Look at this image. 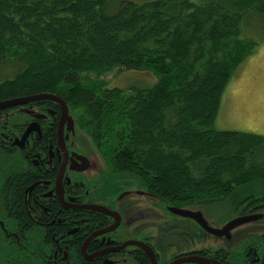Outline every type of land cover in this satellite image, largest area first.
<instances>
[{"label":"trees","instance_id":"1","mask_svg":"<svg viewBox=\"0 0 264 264\" xmlns=\"http://www.w3.org/2000/svg\"><path fill=\"white\" fill-rule=\"evenodd\" d=\"M108 3L0 0V101L59 97L110 170L136 175L170 205L220 204L264 181V134L214 127L234 70L255 49L242 26L258 18L264 29V0H122L114 12ZM115 70L155 81L106 87L100 77Z\"/></svg>","mask_w":264,"mask_h":264},{"label":"flooded vegetation","instance_id":"2","mask_svg":"<svg viewBox=\"0 0 264 264\" xmlns=\"http://www.w3.org/2000/svg\"><path fill=\"white\" fill-rule=\"evenodd\" d=\"M67 112L73 127L81 128L75 111L67 107ZM59 122L60 107L49 101L0 110V151L16 155L23 167L9 174L0 190V244L6 253L2 264H264V233L234 247L195 246L197 234L229 241L231 231L218 237L194 219L170 211L198 212L209 228L220 230L235 218L261 214L264 204L259 201L243 203L229 219L221 210L213 213L211 205L158 202L153 205L169 222L175 221L182 243L164 248L150 239H120L116 233L121 217L111 202L89 197L90 186L97 188L116 172L105 166L106 175L88 178L89 163L67 147L66 124L58 139ZM31 125L34 131L23 138Z\"/></svg>","mask_w":264,"mask_h":264},{"label":"rangeland","instance_id":"3","mask_svg":"<svg viewBox=\"0 0 264 264\" xmlns=\"http://www.w3.org/2000/svg\"><path fill=\"white\" fill-rule=\"evenodd\" d=\"M122 0H109L107 10L114 12L116 5ZM140 3L148 0H127ZM206 0H194L203 3ZM251 20L253 16L250 17ZM251 27L242 26V37L250 38L255 42V49L234 70L225 90L223 91L219 111L214 123L217 130H237L253 134H264V29L261 20L254 19ZM4 69V68H3ZM8 72L14 68H7ZM92 77V76H91ZM106 87L126 89L131 85L147 87L154 83V77L145 72H126L123 70L106 73L100 77ZM75 117L79 111L74 113ZM67 147L76 152L79 157L89 163L86 170L88 178L105 174V162L89 135L78 126H74L67 134ZM22 164L16 155L0 151V190L6 177L14 171L22 170ZM106 175V174H105ZM141 182V184H140ZM140 184V188L135 186ZM89 197L95 201H110L114 210L121 217L117 230L120 239H150L156 247H164L180 242L181 232L174 226L175 221H168L153 204L165 202L158 198H148L145 195L142 181L136 175L126 172L110 174L97 188L90 186ZM139 192H142L141 194ZM264 193V181L257 180L236 187L218 206H210L213 213L221 210L224 217H233L240 205L248 203L251 197ZM263 203L264 202H260ZM208 212V209L205 210ZM0 206V215H2ZM262 219L240 225L231 230L229 241L215 239L208 235L197 234L194 245L214 247L223 244L234 247L247 239L257 237L264 233V210ZM2 217V216H0ZM187 242L190 240L184 238ZM5 249L0 244V264Z\"/></svg>","mask_w":264,"mask_h":264},{"label":"water","instance_id":"4","mask_svg":"<svg viewBox=\"0 0 264 264\" xmlns=\"http://www.w3.org/2000/svg\"><path fill=\"white\" fill-rule=\"evenodd\" d=\"M40 101L53 102L60 107V122H59L58 131H57L58 139L62 138V131H63L64 124H66L68 131L73 129V122H72V119L68 116L66 104L59 97L52 95V94L41 93V94H37L34 96L2 101L0 102V110L15 107V106L27 105L30 103L40 102ZM34 125H31L27 128V131L23 135V138L26 137L28 133L34 131L33 129ZM61 143H62V139H61ZM139 193L141 194L142 192H139ZM170 211L174 213L175 215L181 216L183 218H191L192 220L194 219L206 232H208L209 234L218 236V237L220 236L228 237L229 232L235 227H238L246 223L255 222L256 220L262 217L261 214H257V215L245 216L242 218H235L234 220H231L230 222L225 224L222 229L215 230L207 226L206 222L202 219L200 213L198 212L193 213L188 210L173 209V208H171Z\"/></svg>","mask_w":264,"mask_h":264}]
</instances>
